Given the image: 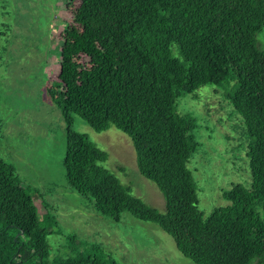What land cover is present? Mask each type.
<instances>
[{
    "label": "trees",
    "instance_id": "16d2710c",
    "mask_svg": "<svg viewBox=\"0 0 264 264\" xmlns=\"http://www.w3.org/2000/svg\"><path fill=\"white\" fill-rule=\"evenodd\" d=\"M73 20L59 87L76 95L73 112L94 129L115 125L130 136L139 170L163 193L166 211L133 195L87 134L66 148L67 181L115 220L129 210L157 223L198 264H264V49L257 40L264 0H81ZM209 83L228 87L225 96L246 123L252 183L233 184L224 191L229 203L206 216L188 165L199 146L197 121L176 100ZM55 218L40 212L0 154V264H114L86 252L52 257Z\"/></svg>",
    "mask_w": 264,
    "mask_h": 264
},
{
    "label": "rangeland",
    "instance_id": "374dc122",
    "mask_svg": "<svg viewBox=\"0 0 264 264\" xmlns=\"http://www.w3.org/2000/svg\"><path fill=\"white\" fill-rule=\"evenodd\" d=\"M81 0H0V154L15 166L41 213L56 217L48 235L51 256L99 254L114 264H198L172 235L129 210L120 219L97 210L92 196L67 181L63 159L76 134L108 152L102 162L147 204L166 211V200L139 170L130 136L115 125L97 131L73 112V97L59 87L60 52ZM264 49V27L257 33ZM88 65V57L77 56ZM228 87L204 84L177 97V110L196 118L199 146L189 160L199 208L207 216L226 205L235 183L251 187L250 137L242 115L225 96ZM76 246V247H75Z\"/></svg>",
    "mask_w": 264,
    "mask_h": 264
}]
</instances>
